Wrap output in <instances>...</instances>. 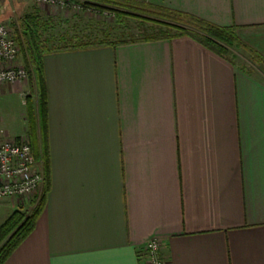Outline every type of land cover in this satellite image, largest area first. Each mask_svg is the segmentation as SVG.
<instances>
[{
	"label": "crops",
	"instance_id": "1",
	"mask_svg": "<svg viewBox=\"0 0 264 264\" xmlns=\"http://www.w3.org/2000/svg\"><path fill=\"white\" fill-rule=\"evenodd\" d=\"M138 1L234 27L246 63L188 35L46 54L51 190L4 264H144L151 238L264 264V0Z\"/></svg>",
	"mask_w": 264,
	"mask_h": 264
},
{
	"label": "trees",
	"instance_id": "2",
	"mask_svg": "<svg viewBox=\"0 0 264 264\" xmlns=\"http://www.w3.org/2000/svg\"><path fill=\"white\" fill-rule=\"evenodd\" d=\"M85 5L110 9L117 21L124 23L126 17L136 19L141 27L139 37L111 39L109 31L102 37L91 35L69 36L63 34L55 44V37L42 33V17L35 12L26 13L12 22V29L20 47L19 56L28 73L29 93L26 95V134L30 139L32 153L38 164L43 183L38 195L30 201V209L13 210L0 225V264L32 232L44 211L51 190L52 167L48 135V97L45 84L44 57L46 54L65 49H85L101 45H119L139 40H154L188 35L203 43L226 59L236 58L231 49L245 47L236 35L234 27H223L195 15L138 0H85ZM135 12V14L133 13ZM161 19V20H160Z\"/></svg>",
	"mask_w": 264,
	"mask_h": 264
},
{
	"label": "rangeland",
	"instance_id": "3",
	"mask_svg": "<svg viewBox=\"0 0 264 264\" xmlns=\"http://www.w3.org/2000/svg\"><path fill=\"white\" fill-rule=\"evenodd\" d=\"M80 1L82 7L79 10H73V8H65L59 5L40 4L37 0H0V23L7 24L12 28V22L18 17L26 13H38L44 21L42 33L45 37H55V44L62 41L58 38L63 34L102 37L103 32L109 31L111 39L142 35L145 26L141 27L140 23L133 17H126V22L121 23L117 21L112 10H103L92 5L86 6L85 0ZM133 13L135 14V12ZM231 51L237 55L234 58L236 61L246 63V55L243 52L234 49ZM18 62L22 63L20 56ZM15 85L17 86L13 88H1L0 143L26 134L25 97L29 93V83L27 80ZM14 134L16 136H13ZM18 208V206H13L10 200L0 199V225L13 210ZM30 208V203L27 202L20 209L27 211Z\"/></svg>",
	"mask_w": 264,
	"mask_h": 264
},
{
	"label": "built area",
	"instance_id": "4",
	"mask_svg": "<svg viewBox=\"0 0 264 264\" xmlns=\"http://www.w3.org/2000/svg\"><path fill=\"white\" fill-rule=\"evenodd\" d=\"M40 4L59 5L79 10L80 0H37ZM20 47L13 29L0 23V89L25 82L28 73L19 63ZM1 92V90H0ZM42 172L36 163L27 134L0 143V199L10 200L13 206L24 207L40 192ZM162 243L151 238L144 247V264H166L161 255Z\"/></svg>",
	"mask_w": 264,
	"mask_h": 264
}]
</instances>
